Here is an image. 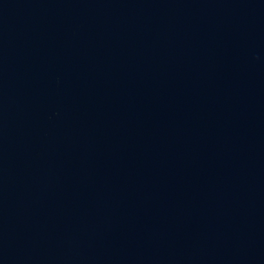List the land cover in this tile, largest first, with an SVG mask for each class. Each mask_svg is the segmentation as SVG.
<instances>
[{
    "label": "water",
    "instance_id": "1",
    "mask_svg": "<svg viewBox=\"0 0 264 264\" xmlns=\"http://www.w3.org/2000/svg\"><path fill=\"white\" fill-rule=\"evenodd\" d=\"M0 264H264V0H0Z\"/></svg>",
    "mask_w": 264,
    "mask_h": 264
}]
</instances>
